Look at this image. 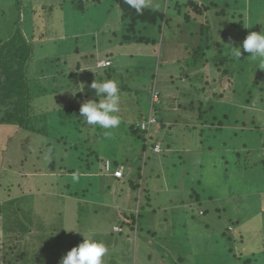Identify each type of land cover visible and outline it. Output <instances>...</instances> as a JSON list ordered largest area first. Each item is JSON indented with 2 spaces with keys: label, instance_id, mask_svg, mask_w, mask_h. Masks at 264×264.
Instances as JSON below:
<instances>
[{
  "label": "rangeland",
  "instance_id": "374dc122",
  "mask_svg": "<svg viewBox=\"0 0 264 264\" xmlns=\"http://www.w3.org/2000/svg\"><path fill=\"white\" fill-rule=\"evenodd\" d=\"M17 1L20 9L34 7L35 12H42L37 15L40 20L38 29L33 28L42 35L34 51V55L36 53L40 57L33 56L31 60L30 72L39 83L38 89L35 82L30 84L33 100L38 102L44 97L39 92L40 84L46 88L58 77L67 84L70 80L79 83L82 79L84 85L80 89L71 84L68 96L66 90L65 93L60 92L58 110L73 102L75 92L83 88L77 92L80 98L78 107L88 100H98L90 87L94 78L88 74H91L89 71L94 68L95 61L110 56L117 71L113 80L120 89L118 115L122 125L110 130L115 136L110 147L106 141L96 143L103 161L113 157L124 158L125 169L134 161L130 167L132 174L127 179L130 182L125 185L112 183L111 190L105 192L102 186H107L105 178L108 174H101L99 167L102 163L92 161L96 167L93 172L87 169V162H82L83 157L94 160L88 156L90 152L85 151L92 144L89 138L95 133L93 126L89 128L82 122L77 123L78 127H73L72 123L71 126L61 125L58 111L50 114L53 116L50 124H57L51 126L52 135L65 136L64 139L75 148L63 142L57 143L53 138L48 142L42 137L32 140L25 133L13 137L14 127H1L0 205H7V211L0 213V264H31L32 250L36 251L35 264H60L66 253L62 244L77 234L89 236L92 231L97 235L90 237L102 241L108 248L104 264H264V70L258 68V61H253L250 53L243 52L244 59L218 66L220 56L215 51L205 56L207 61L200 59L198 63L204 67L191 70V54L201 42L202 32L205 34L206 31L200 26L203 18L196 20L193 11L189 10L194 20L186 25L182 22L176 24L180 25L167 39L166 66L160 72L156 69L152 79L159 45H122L121 34H125L123 13L117 1ZM81 1L88 7L84 13L74 11L69 5ZM199 2L210 8L207 19L210 22L220 19L219 14L224 8L222 11L226 18L234 16L237 20L235 14L244 13L246 28L250 32L264 29V0ZM225 3L230 6L226 8ZM12 4L13 1L5 3V0H0V13L9 15ZM159 4L162 11L167 12V0L162 3L150 0L153 10H158L156 5ZM26 27V30L31 29L29 22ZM157 33L155 30L142 36H154L164 42L161 38L164 35ZM235 36L240 37L241 33ZM89 57L91 60L85 59ZM76 63L81 65L80 70H75ZM86 67L90 69L87 73L84 72ZM72 72L79 74L69 77ZM154 86L159 88L160 97L152 89ZM150 89L153 92L151 99L159 105L164 117L163 125L151 116L147 94ZM139 113L145 120L138 119ZM149 121L152 124L143 128V124ZM132 125L140 127L141 140L149 137L153 130L152 133L160 139L154 153L149 147L145 153L142 152L141 140L135 135L132 137L128 129ZM192 128L196 130L191 134ZM218 128L223 131H217ZM198 134L199 139H195ZM31 142L34 144H29ZM39 147L43 152H38ZM25 155H29L28 163L22 168L20 165ZM80 156L82 161L79 162ZM139 167L141 171H137ZM82 172L86 174L82 175ZM73 174L79 175L78 181L72 180ZM137 174L142 176V181ZM17 183L25 189L24 194L13 195L14 192L7 189V186H17ZM132 183L145 186L148 197L138 199L143 196V189H139L140 192L128 190L130 197L127 200V195L121 196L113 187H130ZM69 192L77 195L71 199L67 196ZM27 200L42 220L35 218L38 229L33 228L32 218L20 217L23 216V206L25 211L29 209L25 205ZM73 201L75 210L71 206ZM100 201L107 206H100ZM147 204L151 205L150 209ZM11 206L20 215L17 216L19 224H25L28 230L24 239L18 237L21 239L18 244L14 243L16 233L23 231L18 230L14 219L16 213ZM137 206L142 216L144 213V218L155 213L157 223L154 221L153 226L158 239L153 242L154 247H143L140 243L135 249V245L130 243L128 250L127 243H123L125 229L122 233H115L113 228L123 225L121 217L130 216L134 211L136 214ZM64 219L68 221L65 225L70 226L61 230ZM35 235L41 239L37 247L30 243L35 241Z\"/></svg>",
  "mask_w": 264,
  "mask_h": 264
},
{
  "label": "trees",
  "instance_id": "16d2710c",
  "mask_svg": "<svg viewBox=\"0 0 264 264\" xmlns=\"http://www.w3.org/2000/svg\"><path fill=\"white\" fill-rule=\"evenodd\" d=\"M12 1H13V4H12V7L10 8L11 13H9V15L6 14L5 16H3L2 13H0V128L10 125L11 127H14L13 137L18 133H22V134L25 133L26 135L29 134L30 137H32V140L36 139L37 137L38 138L42 137L46 139L48 142V140H51V138H53L55 141H57V143L63 142L64 144H68L71 148V144H70L71 142H68L67 140H65L64 139L65 136H62L61 134H59L60 135L59 137H56V135H52L51 128L55 127L57 124L53 121H52L53 123L50 124V118L53 117L50 114H52V112L58 111L57 118L61 125L71 126V123H72L73 127H78V124H80L81 122L84 123L82 118L79 117L80 107H78V104L80 102V98L79 96H77L78 93L73 95L72 101L74 103L71 102L68 106H66L63 109H60V110L57 109L58 101L61 98V96L58 97V95L59 94L62 95L60 92L63 93L64 91L65 93V90H66L67 91L66 95L68 96V91H70V88L73 84L77 85L80 89H82V87H84L83 80L81 79V82L79 83H77V81L71 82L70 80V83L67 84L64 79L58 77L59 79H56V81L55 79H53L52 82H49V85L46 88H43L42 84H40L39 92H41V96H44V97L40 98L38 102L33 100V93H32V88L30 87V84L35 82V85L38 89L39 83L37 82V80L33 79L35 78V76L30 72V69L32 66L31 60L33 56L36 58L40 57V56L37 57L36 53L34 55V51H36V47L39 46L37 44V40H39V38H42V35L40 34V32L37 34V32H35L34 29L35 28L38 29L37 22H39L40 20L38 19L39 16L37 15H40L42 12L40 14L39 12H35L34 7L31 9H27V7H25V10L23 8L20 9L19 2L17 0H12ZM12 1L5 0V3L6 2L12 3ZM114 1H117V4L119 5L120 10L123 13L122 23L124 26L123 33L125 32V34H121L120 40H121L122 45L126 43H133L136 45L144 44V45L151 46V47L152 46L156 47L157 45H159V54L157 57L158 60L155 59L153 72L151 76L152 79L155 77L154 73L156 69H158L160 72V70H162L166 66L165 50H167L166 45H168L169 43L167 42V39L168 37L173 36L171 33L174 32V30L176 31V26L180 25V24L179 25H176V24H178L179 22H182V24H185V25L191 23L193 18L188 13L189 10L193 11V15L196 16L195 17L196 20H198L199 17L203 18L202 25L200 26L203 27L202 30L205 29L206 31L205 34L202 32L201 42L198 44L196 49H193V52L191 54V63H190L191 64L190 66H192L191 70L197 69L200 66H202L201 63H198L200 62V59L207 61L205 56L208 57L215 51L216 53H218L217 55L220 56L218 66H222L224 63L230 62L231 60L235 61V59L232 58L231 53L229 51L230 47L240 46V44L243 43L244 39L247 37L246 34L250 33L249 28H246L247 25L243 17L244 13L235 14V17H237L236 18L237 20H235L234 16L233 18H226V15L224 12L225 9L222 8V6H218V4H215V5L218 7H221L222 10L224 11L221 10L219 14L220 19H216L215 21L210 22V20H207L208 14H209L208 10L210 8L207 6H202L199 2L200 0H167V4H169V8H167L168 9L167 12H163L162 8L161 10L160 9L153 10L151 7H149V8L144 9L142 14H137L134 9H131L128 5L124 3V0H114ZM163 1L164 0H162V2ZM181 1L186 2V3H183ZM81 2H79L78 4L71 2V4L69 5L74 11L78 13H84L87 11L88 7H87L86 2H83V1ZM94 3H100V0H94ZM225 5H226V8L230 6V4H227V3H225ZM43 9H45V7ZM29 11H31L32 13H30ZM21 12H23L22 16L24 15L23 19L21 17ZM1 15L3 19L1 18ZM207 21L209 24H211L214 27L210 28V25L207 24ZM28 22L30 23L31 29L26 30L27 29L26 25L28 24ZM209 28L210 30L208 31L207 29ZM155 30L158 32L157 34L162 33V35H164L163 37H161L162 39H164V42L163 40L158 41L157 37H154V36H149V37L146 35L142 36L144 33L149 34L151 31L154 32ZM238 33H241L240 37L235 36V34L238 35ZM151 34L154 35L153 33ZM240 47L243 53L244 51L242 49V46ZM91 58L93 60L92 56ZM85 59L91 60L90 57L85 58ZM241 59H244L243 55H241L240 60ZM155 65L157 66V68L155 67ZM113 66L100 69L102 70L101 71L102 74H100L99 72H96V71L93 72L90 70L89 73L91 74H88V75H91V77H93L94 80L95 79L113 80V78H115L114 75L117 73V71H115L116 69ZM75 67H76L75 70L77 69L80 70L81 65H78L76 63ZM87 71L88 70H84V72L86 73ZM59 73L62 74L63 72L59 71ZM78 74L79 72L78 73L72 72L69 77L77 76ZM80 75H83V73H80ZM60 85H64L66 87L62 88L63 86H60ZM60 87L62 88L61 91H59ZM122 88L125 89V87L123 86ZM158 89L159 88L155 86L153 87L154 92H157V94L159 95L157 91ZM36 92L38 91L36 90ZM147 94H148V99L151 102V116L155 117V119L160 125H163L162 122L164 121V117L161 114L159 105L152 101L151 92ZM160 96L161 95H159V97ZM52 101L54 102L53 108L51 106ZM35 103H37L36 106H33V104ZM142 116L144 115L139 113L138 119H141ZM210 126L212 128L214 127V125H210ZM93 127H94L93 129L95 132L93 135L94 137L93 139L92 138H89V139L92 142L91 146H93L91 151H93V149L95 150L94 155H95L96 160L91 159L90 163L93 165L92 161H94L95 163L97 162V164L99 163V161L100 162L102 161L101 162L102 164L100 165L105 166V164H103L104 163L103 160H99V149H98L96 141L93 142V140H95V138L99 139V141L104 139L106 141V144H112L113 142L112 139L115 136H113L114 134L112 132L113 130L110 131V130H104V129H101L95 126ZM128 129L130 132H132V137L135 135L137 138H139V140H141V136L139 135L140 127L137 128V126L132 125ZM195 130L196 128H192L191 134H192V131H195ZM230 130L232 129H228L227 131H230ZM152 131L153 130L150 131L149 137L141 140V150L143 153L146 152V149L148 147L151 148L152 151L154 152L155 146L160 140L159 138H156V136L152 133ZM217 131L222 132L223 130L222 128H218ZM109 133H112L113 137ZM195 139H199V134L195 136ZM29 144H34V142H31ZM41 148L42 147H39L40 150H38V152H43ZM85 151H88V149H86ZM38 154L39 153H35V155H38ZM28 156L29 155H25L23 164H21L20 167L24 165L25 163H28V159H27ZM88 156H91V154L89 153ZM79 158H78L79 161L80 160L82 161L81 156ZM110 160H111L110 164H113L115 167V166H121V162L124 161V158L116 159L115 157H113V158H110L108 161ZM85 161H88V160L84 159L83 162ZM133 161L134 160H132L131 163H129V165H126L127 168L125 169V171L127 173L132 172L130 170V167ZM29 171H32V170L29 169ZM137 171H141V168L139 167ZM18 176L21 177L20 175ZM137 176L139 180L142 181V176L140 174H137ZM122 179L123 177L120 178L119 180H122ZM125 183L126 181L123 182V184ZM130 185H131L130 188L135 192L139 188L141 190L143 189L142 199L148 197V194H147L148 189L145 186L143 187V186H140L141 184H135V183H132ZM7 189L13 191L14 192L13 195L17 193L24 194V191H25V189H23V187L19 183H17V186H7ZM21 198H24V195ZM23 201H26V199H23ZM25 205H27L29 209L25 211L24 210L25 206H23L21 210V212L23 213V216H20L19 213H17V210L14 208V206H11L12 211L16 213L15 214L16 216L14 217V219L16 220V224L18 223V230L23 231L22 233L19 231H18L19 233H16L15 242H14L15 244H18L21 241L20 238L24 239V236H25L24 234L28 233V230H27V227H25V224L24 226H22V224H19L20 219L17 216L26 218L28 220L32 218L31 223L34 229H38L39 227V224L36 223L35 218L39 220L40 222L42 221L36 216L37 211L36 209L33 208V205L31 206L28 200ZM8 206L10 207V205ZM147 206H150V205L147 204ZM6 211H7V205H3L0 207L1 214L6 213ZM142 211H145V209H142ZM126 218H127L126 221H130V222H129V225L127 224V222L123 224L124 227H126L124 228L125 232L129 231L130 233H128V235L130 237L133 236V232L135 234L137 232L138 238L137 240L135 238V240L138 241L140 244L142 231L144 229L146 230V227L149 225V224L146 225L147 219L144 218V213H143V216H142V212L141 213L139 212V215L137 216L130 214V216L129 217L127 216ZM144 219H146V221ZM62 221H63V225L60 228L61 230H63L69 225V224L65 225V222H68L65 219ZM136 229H138V231ZM122 231L123 229H121L120 232H115V231L114 232L122 233ZM154 233L157 234V231ZM18 234H20V236H17ZM92 235H97V234H89V236H92ZM83 239H84V236L78 235V234L72 238H69L64 244H62L66 252L63 255H66L67 252L70 251L73 247L78 246L80 243H82ZM40 240L41 239L38 236L36 237L35 235V241L30 242V243L34 245V247H37L40 245ZM115 243H117V241ZM141 244L143 247H146V246L154 247L148 244L147 245L143 243ZM108 246H111V243H108ZM61 248H60V251H61ZM35 253L36 251L32 250L31 259H30L31 264H35L34 263V261L36 260Z\"/></svg>",
  "mask_w": 264,
  "mask_h": 264
},
{
  "label": "clouds",
  "instance_id": "9594fccd",
  "mask_svg": "<svg viewBox=\"0 0 264 264\" xmlns=\"http://www.w3.org/2000/svg\"><path fill=\"white\" fill-rule=\"evenodd\" d=\"M124 3L134 9L137 14H142L144 9L150 7V0H124ZM242 49L250 53L253 61H258L259 69L264 70V29L260 32H250L243 41ZM229 51L233 59H240L242 55L240 46L230 47ZM97 69L103 68L97 67ZM90 87L95 90L94 95L98 97V100H88L82 103L79 109L82 120L89 126L104 130L118 128L121 124L118 115L121 95L117 82L110 79H95ZM72 180L78 181L79 175L73 174ZM83 236V242L68 251L60 260V264H104V257L108 252L107 246L102 241L88 235L83 234Z\"/></svg>",
  "mask_w": 264,
  "mask_h": 264
},
{
  "label": "crops",
  "instance_id": "0c3cea01",
  "mask_svg": "<svg viewBox=\"0 0 264 264\" xmlns=\"http://www.w3.org/2000/svg\"><path fill=\"white\" fill-rule=\"evenodd\" d=\"M158 3H162V0H158ZM158 7V9H160L161 10V4H159L158 6L156 5V8ZM167 8V7H166ZM165 7H164V9H166ZM107 60H110V62H111V66H113L114 65V62H113V60L110 58V56L109 57H106L105 58V60H97V61H95L94 62V68L93 69H91V71H93V72H99L100 74H102V70H100V69H97V64L99 63V62H102V61H107ZM124 63V62H123ZM205 65H202L201 67H204ZM200 67V68H201ZM87 68V67H86ZM86 68H84L85 70H90V69H86ZM195 70V69H194ZM196 70H198V69H196ZM119 71H122L121 69H119ZM154 85V84H153ZM152 89H153V87H152ZM152 89H150L149 90V92H147V93H150V91L152 90ZM153 93V92H152ZM142 119H144V117L142 118ZM137 120V119H136ZM145 120V119H144ZM84 122V121H83ZM85 126H87V127H89V128H91V126H89V125H87L85 122L83 123ZM136 126V125H135ZM106 132V131H105ZM107 133V132H106ZM94 137V136H93ZM93 137H91L92 139H93ZM90 140V139H89ZM94 141H99V139H96L95 138V140ZM101 141H105L104 139H102ZM112 144H108V146L110 147ZM92 147L93 146H91L89 149H88V151L90 152V154H91V156H92V158L93 159H95V155H94V152H95V150L93 149V151H91L92 150ZM71 148H73V147H71ZM88 148V147H87ZM123 152H124V150H123ZM154 153V152H153ZM82 157H83V155H81ZM90 156V157H91ZM84 159H85V157H83ZM88 161H85V162H87L88 164H87V166H88V170L89 171H95V169H96V167L94 166V165H92L91 163H90V160L91 159H87ZM96 160V159H95ZM99 160H102V157H101V155H99ZM109 159L107 158V160L106 161H103L104 163L103 164H105L106 165V162H109L108 161ZM80 162V161H79ZM83 162V161H82ZM102 162V161H101ZM92 165V166H91ZM112 165V164H111ZM124 163H122L121 162V166L120 167H114L113 168V166H112V169L114 170H118V169H121L122 171H123V179L122 180H119V179H117V178H115V177H113V175L112 174H109V173H105V166L103 165H100V167H99V170H100V172H101V174L102 175H104V174H108V177L107 178H105L106 180H107V183H106V185L107 186H102L103 187V191H110L111 190V186H112V183H123L124 181H126V183L125 184H128L127 182L129 181V180H127L128 178H129V175H131L132 173H130V172H126L125 171V168H124ZM82 175H84V174H86V173H81ZM124 184V185H125ZM74 186H76V184L74 185ZM113 187H115L116 189H117V192H120V194H121V196H122V194L123 195H127V192H128V190H131L132 191V189L130 188V187H128V186H113ZM70 188H71V186H70ZM140 189V188H139ZM137 190V192H140L141 190ZM84 191V190H83ZM82 191V192H83ZM70 194H68L67 196H70V198L72 199V198H74L76 195H77V193H74V192H69ZM129 197L130 196H128L127 195V200H129ZM141 198H143V196L142 197H138V199H141ZM138 199H136V201L138 200ZM69 200V199H68ZM192 201V200H191ZM131 202V201H130ZM192 203V202H191ZM100 206H103L102 205V203H101V201H100ZM72 208L75 210L76 209V203H75V201H73V203H72ZM107 205H105L104 204V206L103 207H106ZM151 206V205H150ZM150 206H148L149 207V209H150ZM180 206H182V205H180ZM149 209H147V210H149ZM136 211H138V212H136V214H135V211L133 212V215H139V212H140V210H139V208H138V206L136 207ZM131 212V211H130ZM149 214H150V212H149ZM127 216H123V218L121 217L120 218V222L122 223V224H125V222H127V224L129 225V222L130 221H126V218ZM129 217V216H128ZM139 218V217H138ZM147 219V224L146 225H148L147 227H146V230L144 229L143 231H142V234H141V240H140V243H143V244H145V245H152V246H155L154 245V243L153 242H155V240H157L158 239V233L157 234H155L154 232H156V230H155V226H153L154 225V221L156 222V216H155V213H152V214H150V216H148V218H146ZM157 223V222H156ZM155 223V224H156ZM136 227V226H135ZM125 227H124V225H122V226H114V228H113V231H115V232H120V231H117L116 229H119V230H121V229H124ZM138 228V227H137ZM137 231H138V229H136ZM128 233H130L129 231H126L125 232V235L123 236V243H127L126 244V246H127V249L129 250V248H130V243H132V244H134L135 245V249H138V246H139V242L138 241H136L137 240V238H138V234H137V232H136V234L133 232V236H129L128 235ZM91 234H96L95 233V231H92V233ZM108 235V234H107ZM129 236V237H128ZM135 238H136V240H135ZM133 239V240H132ZM122 243V246H121V250L123 251V248H124V244ZM147 247V246H146Z\"/></svg>",
  "mask_w": 264,
  "mask_h": 264
},
{
  "label": "built area",
  "instance_id": "2783aa9c",
  "mask_svg": "<svg viewBox=\"0 0 264 264\" xmlns=\"http://www.w3.org/2000/svg\"><path fill=\"white\" fill-rule=\"evenodd\" d=\"M110 65H111V62H110L109 60H107V61L99 62L98 65H97V67H98V68H107V67H109ZM151 124H152L151 121H149V122L146 123V124L144 123V124H143V128L146 127V125H149V126H150ZM106 166H107L106 171L109 172L110 174H112L113 177H115V178H117V179H120V178L123 177V171H122L121 169L113 170V169L111 168L110 162H106ZM116 230H117V231H120L119 229H116Z\"/></svg>",
  "mask_w": 264,
  "mask_h": 264
}]
</instances>
